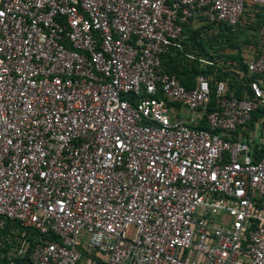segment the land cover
Segmentation results:
<instances>
[{"label":"built area","instance_id":"built-area-1","mask_svg":"<svg viewBox=\"0 0 264 264\" xmlns=\"http://www.w3.org/2000/svg\"><path fill=\"white\" fill-rule=\"evenodd\" d=\"M252 7L0 0V264H264V49L240 96L161 68Z\"/></svg>","mask_w":264,"mask_h":264},{"label":"rangeland","instance_id":"rangeland-1","mask_svg":"<svg viewBox=\"0 0 264 264\" xmlns=\"http://www.w3.org/2000/svg\"><path fill=\"white\" fill-rule=\"evenodd\" d=\"M193 27L198 30L197 38L207 40L208 47L205 52H201L197 48L186 51L191 57L177 55L179 62L189 71L195 70V68L204 69L208 65L217 68L221 66L224 71L220 70L222 75L232 76L231 81L238 82L236 71L233 67L225 64L226 60L236 61L242 52L254 54L264 48V7H255L249 14H245L241 29L237 34L229 37L223 28L201 25ZM200 55H203L205 60L210 63L205 64L197 61L196 58H200L198 57Z\"/></svg>","mask_w":264,"mask_h":264},{"label":"trees","instance_id":"trees-1","mask_svg":"<svg viewBox=\"0 0 264 264\" xmlns=\"http://www.w3.org/2000/svg\"><path fill=\"white\" fill-rule=\"evenodd\" d=\"M254 8L255 7H252V8H249V9L245 10V12L243 13V16H242V19H243L242 24L237 25L234 31H231L230 27L228 25L224 24V23H200L199 25L204 26V27L213 26V27H217V28H223L224 31L226 32V34L229 37V36L237 34V32L243 26L244 15L245 14H249L251 11L254 10ZM183 31L186 34V38H185V40L183 42V49L185 51L191 50L193 48H197L201 52H205L206 51V48L208 47L207 46V40H204L202 38H197V35H198L197 31L198 30L196 28H194L190 24H184L183 25ZM263 49H261L259 52H262ZM179 54L181 55L182 53L179 52V51H174V52H169V53H166V54L162 55L161 68L163 70L175 75L183 85L190 86L192 84V82H193V78L197 74L203 73L205 75H208V76L211 75L212 76V78L210 79V83H211L212 88H214V84H215V82L217 80H225L227 82V86H228L230 91H233L238 96L241 95L242 88L245 86L244 85V81H245L244 78H242L241 80L239 79L238 82L234 81V80L231 81L232 76L222 75L221 74L220 70L223 71L221 66H219L221 68L220 69V68L208 65L204 69L195 68V70L189 71L185 67H183V64H181L179 62V59L177 58V55H179ZM243 54H245V53L242 52L240 54V56L237 57L238 59L236 61L226 60L225 64H227L228 66L233 67L234 69L235 68L245 69V64H244V62L242 60ZM203 55H200L198 57H200L202 59H205ZM231 74L233 75V73H231ZM236 75L238 76L237 73H236ZM239 82H240V84H239ZM238 84H239V86H237ZM125 96L128 97V98H131L130 97L131 95H125Z\"/></svg>","mask_w":264,"mask_h":264}]
</instances>
